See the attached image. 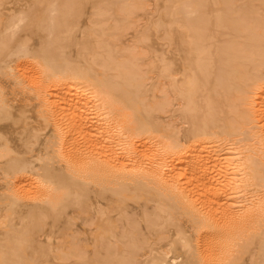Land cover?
<instances>
[{"label":"bare ground","instance_id":"obj_1","mask_svg":"<svg viewBox=\"0 0 264 264\" xmlns=\"http://www.w3.org/2000/svg\"><path fill=\"white\" fill-rule=\"evenodd\" d=\"M259 133L264 0H0V264H264Z\"/></svg>","mask_w":264,"mask_h":264},{"label":"rangeland","instance_id":"obj_2","mask_svg":"<svg viewBox=\"0 0 264 264\" xmlns=\"http://www.w3.org/2000/svg\"><path fill=\"white\" fill-rule=\"evenodd\" d=\"M79 86L77 87V89L80 87V89H82V88H88L89 86H86V84L85 83H83V81L82 80H80V82H79ZM86 86V87H85ZM88 90H89V92L91 91L89 88H88ZM92 93V92H91ZM89 94L88 93V97L87 98H93L92 96H93V93L92 94ZM91 96V97H90ZM95 100H96V102L98 101L99 102V99L98 98H95ZM97 102V103H98ZM259 135H260V138H262V137H264V136H262L261 135V133H259ZM136 138V140L134 139V141L136 142H139L140 141V139L141 138H138V137H135ZM157 138V137H156ZM153 138V140H152V142H151V140L150 139H148V140H146L147 142H145V141H143L142 139V142L143 143H146V144H148L147 145V147L150 145L151 147H155V148H161V147H163V146H161L162 144H158V143H161V142H159L160 140L157 138ZM138 139H139V141H138ZM149 140H150V142H149ZM156 141V142H155ZM136 142V143H137ZM139 143H141V142H139ZM139 143H137V144H139ZM141 144V145H144V144ZM117 143H115V145H116ZM119 145V144H118ZM161 147H160V146ZM121 146V145H120ZM149 146V147H150ZM210 149H209V151L207 152V153H209L210 152V154L212 153L213 155H215V157H214V160H216L215 162H218V166H216V163L215 162H212V164H211V171H212V173L213 174H215L216 175V177L218 178V176H222V175H224L223 173H225V175L226 176H228L229 178H232V179H237V178H244V177H246V178H244V181L246 180H248L249 178L247 177V176H244L245 174V169H244V166L241 164V159H242V157L243 156H241V155H243V153H242V148L241 147H239V146H237V144H235L234 142H232L231 140H225V139H216V140H211V142H210ZM117 147V145L115 146V148ZM119 147V146H118ZM118 147L116 148L117 150H120V147H119V149H118ZM164 148V147H163ZM162 148V149H163ZM161 149V150H162ZM233 154L231 157H232V159L235 161V164H238V162H239V164L238 165H235L234 166V163L233 164H230L229 166H232L233 165V167H235L234 169H231V170H227L226 168L227 167H229L227 164H228V160L226 159V158H224V155L225 154ZM234 156V157H233ZM238 162H237V161ZM213 163H215V165L213 164ZM230 163V162H229ZM215 166V167H214ZM219 170H221L223 173L220 175L219 174ZM243 172V173H242ZM242 174H243V176H242ZM219 177V178H220ZM223 178V177H222ZM248 193V194H247ZM253 194L252 193V191H251V189L249 188V189H246V190H244V191H242L240 194H241V200H240V202L238 201V202H235V210H243L244 209V206H246V205H248V204H252L253 203V201H258L257 199H256V196H254V195H251V194ZM246 196V197H245ZM250 196H254L253 198L251 197V199H250ZM244 198V199H243ZM250 199V200H249ZM252 199H253V201H252ZM243 200V202L244 201H246V202H244V204H243V202H241ZM250 202V203H249ZM252 202V203H251Z\"/></svg>","mask_w":264,"mask_h":264}]
</instances>
